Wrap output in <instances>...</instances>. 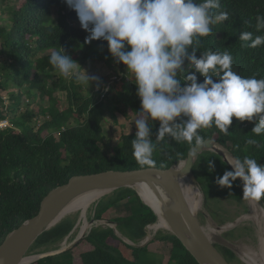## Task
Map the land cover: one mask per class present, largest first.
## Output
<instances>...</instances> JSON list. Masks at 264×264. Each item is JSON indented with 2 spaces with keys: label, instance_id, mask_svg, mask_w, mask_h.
Segmentation results:
<instances>
[{
  "label": "trees",
  "instance_id": "obj_1",
  "mask_svg": "<svg viewBox=\"0 0 264 264\" xmlns=\"http://www.w3.org/2000/svg\"><path fill=\"white\" fill-rule=\"evenodd\" d=\"M9 0H0L1 8L7 17L5 25H0V89L7 92L13 104L4 108L5 97L0 93V122L8 119L12 126L0 129V244L6 236L27 219L40 211L43 198L55 187L64 184L75 175L96 173L104 170H131L141 166L133 156L131 141L136 131L121 135L118 144L111 153L104 151L106 135L103 121L109 101L115 105L111 109L116 121L117 110L126 119H148L149 140L154 146V167H168L175 161L187 157L190 148L195 145L178 143L171 135L163 141L158 140L159 120H152L142 112L141 101L137 95L135 78L131 79L127 66L118 62L106 40L86 42L91 33L81 27L76 12L66 0H25L20 7L12 6ZM196 3L202 0H194ZM213 14L228 12V19L212 25V33L201 37L200 42L189 46L184 58L183 70H177L181 87L191 82L186 79L195 72L188 59L193 54L199 59L208 51L229 52L233 57V71L242 77L264 78V45L257 48L243 46L240 36L243 32L264 35V29L257 30L258 15L264 16V0H220V8ZM57 18L54 22L53 18ZM248 43H251L250 41ZM60 51L68 55L78 68L90 62H103L110 74L97 80L99 86L111 81L109 91L104 98L100 91L85 92L84 85L63 77L49 63L52 52ZM198 83L204 77L199 73ZM57 76L58 79L53 78ZM117 76L116 79H113ZM218 80V77H213ZM51 80V82H50ZM9 82L23 88L17 93L9 91ZM35 89L39 95H48V106L41 108L42 118L33 121L35 111L26 109L18 113L24 94L34 97ZM56 90L67 94V105L60 108L54 97ZM108 99V101H107ZM110 104V107H111ZM109 107V108H110ZM188 117L177 118L175 123L183 124ZM258 123V117L252 121H238L233 117L227 135L215 126L200 129L205 139L213 138L228 147L242 162L245 156L264 164V134L256 136L252 129ZM255 140L256 144H249ZM212 170L209 169V162ZM231 167L216 153L204 151L194 164L193 172L205 192V206L215 221L224 223L228 217L222 216L216 207L218 201L232 199L248 211L247 200L243 199V188L237 178L231 189L221 188L216 180ZM143 196L157 210L145 204L137 191L124 187L104 196L95 206V219L102 220L106 213L120 202L135 198L140 208L132 214L117 216L111 220L117 222L122 236L140 243L147 235L146 226L152 233L163 228L166 221L160 209V200L154 192L142 191ZM79 214H71L57 225L45 231L31 247L30 253H44L61 248L62 241L71 235L78 222ZM161 222V223H160ZM159 224V226H158ZM154 228V229H153ZM248 230V228H244ZM153 230V231H152ZM235 230V229H234ZM234 230L226 233L228 238H237ZM110 226H94L89 234L78 244L53 255L39 258L33 264H146L152 258L145 253H153L154 264H162L163 255L153 252L145 246H133L127 243ZM239 236H241L239 234ZM74 240V239H73ZM155 240H169L172 244L169 264H200L184 244L173 234H160ZM122 246L133 251L130 259ZM219 249L235 264H244L236 253L221 244Z\"/></svg>",
  "mask_w": 264,
  "mask_h": 264
},
{
  "label": "clouds",
  "instance_id": "obj_2",
  "mask_svg": "<svg viewBox=\"0 0 264 264\" xmlns=\"http://www.w3.org/2000/svg\"><path fill=\"white\" fill-rule=\"evenodd\" d=\"M76 12L81 27L90 31L86 42L103 39L111 54L127 66L135 78L142 112L160 121L158 140L171 135L178 143L204 144L200 129L215 126L227 135L233 117L238 121L258 123L252 129L256 136L264 134V78L242 77L233 71V57L225 51H206L201 58L188 57L195 72L186 79L190 84L181 87L177 70H183L189 46L212 33V25L228 19L227 11L213 14L220 0H66ZM257 30L264 29V16L256 17ZM240 40L243 46L264 45V35L245 31ZM251 43H248V42ZM49 63L65 78L78 85H89L90 77L80 73L77 63L68 55L54 51ZM204 77L198 83L197 75ZM213 77H218L214 80ZM187 121L177 124V118ZM136 137L131 141L133 156L141 166L154 167V146L149 140L150 128L145 119H137ZM249 144H256L249 140ZM264 147V145H261ZM233 171H226L216 183L231 189L237 178L243 181V199L264 200V164L245 156L229 161ZM212 170V163L209 162Z\"/></svg>",
  "mask_w": 264,
  "mask_h": 264
},
{
  "label": "water",
  "instance_id": "obj_3",
  "mask_svg": "<svg viewBox=\"0 0 264 264\" xmlns=\"http://www.w3.org/2000/svg\"><path fill=\"white\" fill-rule=\"evenodd\" d=\"M204 151H212L218 154L232 170H234V166L229 161L239 160L234 153L221 142L213 138H207L204 144L193 145L185 159L175 161L168 167H143L131 170L110 169L71 177L68 182L53 188L43 198L40 211L37 215L27 219L6 236L5 240L0 244V264H24L27 257H34L33 261H36L44 256L53 255L66 250L83 240L98 221L95 217L90 220L92 224L90 229L82 234L79 232L68 245L65 244L70 235L67 236L64 245L57 250L36 254L30 253L31 247L40 235L57 225L68 215H71V213L65 211L69 203L77 196L90 191H98L101 193V197L97 200L98 203L104 196L117 189L124 187L133 188L137 191L142 201L153 209L159 219L157 211L151 204L144 200L142 194L135 188V186L140 183H146L161 199L163 217L168 224L167 229L184 244L200 264H235L229 261L218 247V244H221L232 249L242 260L233 247V244L226 238H223L224 241L221 242H217L213 239L210 229L203 224L200 216L201 213L207 222L213 223L219 233L234 229L239 224V219L241 218L240 216L235 219L234 222L220 225L212 217L209 210H207L204 202V190L193 172L195 162ZM188 174L193 175L198 187L203 193L205 208L200 213L195 212L191 207L182 185V178ZM238 179L243 188L242 179ZM163 193L166 198L163 197ZM258 204L264 207V200H261ZM247 205L250 209L248 200ZM100 221L105 222V226L112 227L116 233L122 236L117 228L116 221L111 219H102ZM78 224L79 221L71 234L76 230ZM152 224L146 226L147 235L140 243H136L125 236L122 237L127 243L133 246H145L151 240L149 227Z\"/></svg>",
  "mask_w": 264,
  "mask_h": 264
},
{
  "label": "rangeland",
  "instance_id": "obj_4",
  "mask_svg": "<svg viewBox=\"0 0 264 264\" xmlns=\"http://www.w3.org/2000/svg\"><path fill=\"white\" fill-rule=\"evenodd\" d=\"M24 1L25 0H9L8 3L11 4L12 6L20 7ZM7 16H8L7 14L5 15V13H3L2 8H1V4H0V25L1 26L6 24V20L4 19V17H7ZM53 20H54V22H56L57 18L55 17V18H53ZM78 70L80 71L81 74H83L85 72L90 77H98L99 79L101 77H104V76L111 73L110 70L108 69V67L106 66V64L103 62H100V61L90 62L86 66H84L83 68H78ZM130 77H131V79H134L132 74H130ZM53 79L57 80L58 77L55 76ZM50 82H51V80H50ZM97 85H98L97 80H90L89 85H84L85 92L92 93L93 91H96ZM8 87H9L8 92H10L11 90H15L18 93L20 89L23 90V88L16 86V84L14 82H9ZM31 92L33 93V95H36V96L31 97V96H28L27 94L22 95V97H21L22 104L18 108V113H23L28 108L30 110L35 111V113L37 115L34 117L33 121H36V120L40 121L42 118V114H41L40 110H41V108L48 106V100L47 99L49 98V96L44 95L42 98V96L39 95V92L36 91L35 89H32ZM0 93L2 95H4V97H5L4 108L6 110L9 105L13 104V100H11V98L9 97V94H7V92L0 89ZM54 97L56 99H58V101H59L58 106L60 108L67 105L68 101H67V94L65 91L56 90L54 92ZM107 101H108V99H107ZM110 104L111 103L109 101V107H110ZM109 107L106 109L105 120L103 121L106 140H105V143L102 144V147H103L104 151L107 153H111L112 148H114L118 144L122 134L137 131L136 124H135V121L137 120V118L133 117L131 119H126L124 116L119 114L117 110H114V112L117 113V118L119 120V121H116L113 114H112V111H111V109L115 108V105L111 104V107L110 108ZM146 122H148V119L146 120ZM7 125L12 126V123L10 120H8ZM3 127H5V126H3ZM205 199L206 198H204V202H205ZM96 203H97V201L95 203H93L89 209V218L90 219L95 217ZM216 207L221 208V209H219V213H221L222 216L228 217V219H226V221L222 224H226L228 222H234V220L240 216H241V218L239 219V222H241L242 215L245 213H248L250 211V209H248V211H245L241 205H239L236 201H234L232 199H223L221 201H218ZM139 208H140L139 200L135 199V198H130V199H127V200L120 202L119 204H117L116 206L111 208L106 213L105 218L113 219L117 216H126V215L134 213ZM204 208L205 207H204V203H203V197H201V209L198 213H200ZM71 214H73V215L79 214L78 218L80 219V212H74ZM200 216L202 218L203 224H205L206 227L208 229H210L212 237L214 239H216L217 242L224 241L223 238H226L232 244L233 243H248V244L256 245L258 243V236L256 233L255 226L250 221H244L241 224L239 223L234 228L235 230L231 229V230L235 231L237 238H228L226 233L229 232L230 230H228V231L226 230L224 232L219 233V231L216 230V227L213 223L207 222V220L205 219V217L201 213H200ZM79 219H78V221H79ZM104 223L105 222L98 220L94 226H99V225L105 226ZM217 223L220 224L219 222H217ZM222 224H220V225H222ZM246 226H247L248 230L244 229V228H246ZM79 232L80 231H79V226H78L76 228V230L68 237L67 243L65 245H68L69 243H71ZM165 233L168 234V233H170V231L166 228H161L158 231H156L155 233H151V231H150L149 234L151 236V240L148 243V248L153 252H156V253L163 255L162 264H169V260L171 258V250H172L171 242L169 240H155V237L157 235L165 234ZM218 234L221 236V238L218 237ZM239 234L241 236H239ZM63 245H64V240L62 241L61 247ZM122 250L126 254L127 257H129L130 259H134L133 251L131 249L127 248L126 246H122ZM29 255H32V254H29ZM145 257L152 258V262H153V259L156 258V256L153 253H149V254L145 253ZM33 262H35V261H33ZM33 262H31L30 264H33ZM152 262H148L146 264H154ZM243 263L246 264L245 262H243Z\"/></svg>",
  "mask_w": 264,
  "mask_h": 264
},
{
  "label": "bare ground",
  "instance_id": "obj_5",
  "mask_svg": "<svg viewBox=\"0 0 264 264\" xmlns=\"http://www.w3.org/2000/svg\"><path fill=\"white\" fill-rule=\"evenodd\" d=\"M182 185H183V188L185 190V193L187 195V198H188V201L191 207L194 209L195 212L198 213L201 209V197H203V193L201 189L198 187L193 175L188 174L184 176L182 178ZM135 188L140 193H141L140 190L154 192L152 188L149 187L146 183H140L136 185ZM100 197H101L100 192L90 191V192L77 196L66 207L65 211L67 213L80 212V219H79L78 226H79V231L81 234L85 233L88 229H90L92 224L90 222L91 219L89 218V209L92 206V204L95 203V201H97ZM163 197L166 198L164 193H163ZM143 198L146 202L151 204L149 201L146 200L144 196ZM158 199L160 200V209L162 211V201L159 197ZM248 201L250 203V211L242 215L241 222L239 223L241 224L244 221L252 222V224L255 226V229H256V233L258 236V243L256 245L248 244V243H233V247L235 248L238 255L242 258V260L246 264H264V207L260 206L256 201H251V200H248ZM163 228H166V229L168 228L167 222L163 226ZM157 231H158V227H157ZM218 237L221 238L219 234H218ZM33 258L34 257H27L24 261V264H30L31 262H33Z\"/></svg>",
  "mask_w": 264,
  "mask_h": 264
},
{
  "label": "built area",
  "instance_id": "obj_6",
  "mask_svg": "<svg viewBox=\"0 0 264 264\" xmlns=\"http://www.w3.org/2000/svg\"><path fill=\"white\" fill-rule=\"evenodd\" d=\"M116 78H117V76L113 77V79H116ZM110 86H111V81L105 82L102 87L97 85L96 91H100L101 92V97L100 98H104L105 97L106 93L110 89ZM7 123H8V119L2 120L0 122V129L6 128L7 126H9V125H7ZM3 126H5V127H3Z\"/></svg>",
  "mask_w": 264,
  "mask_h": 264
}]
</instances>
